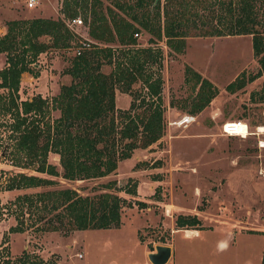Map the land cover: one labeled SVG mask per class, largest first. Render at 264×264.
<instances>
[{
	"label": "trees",
	"instance_id": "obj_1",
	"mask_svg": "<svg viewBox=\"0 0 264 264\" xmlns=\"http://www.w3.org/2000/svg\"><path fill=\"white\" fill-rule=\"evenodd\" d=\"M160 1H115L119 13L107 9L105 14L100 0H61L62 18L35 16L5 22V32L0 35V53L4 55L0 68V127L6 132L2 146L8 149L9 164L21 170H0V192L41 190L0 201V221L6 217L14 220L0 238V264H49L26 250L12 257L7 248L11 233L28 228L64 234L118 228L123 207H146L144 202H131L105 191L115 189L134 196L136 182L131 178L120 186L108 181L102 185L103 191L92 196L80 195L72 188L53 187L57 176L66 180L105 176L115 169L117 160L129 158L134 149L148 147L163 134L162 78L150 69L153 64L159 65L161 50L155 44L138 46L134 23L156 40L164 39L165 46L178 54L183 52L187 36L249 34L257 68L252 73L241 72L227 83L225 90L230 93L264 72V0ZM76 8L84 12L86 33L96 43L78 53L73 49L82 39L64 23L77 16ZM49 48L73 50L62 71L70 80L60 84L58 92L50 97L35 94L20 99V75L27 72L38 76L37 56ZM103 65L109 66L107 72L101 69ZM136 82L140 84L138 89L132 87ZM183 83L194 91L185 110L189 115L200 112L217 93L210 81L188 65L183 67ZM115 89L132 100L129 111L118 116ZM259 98L264 101V86ZM140 107V111H134ZM52 111H58V116L51 117ZM251 122L250 126L259 123ZM48 153L58 156L60 173L47 161ZM156 179L158 176H154ZM157 191L153 196L159 199ZM173 224L174 229L203 228L195 214H178ZM260 264H264V250Z\"/></svg>",
	"mask_w": 264,
	"mask_h": 264
},
{
	"label": "rangeland",
	"instance_id": "obj_2",
	"mask_svg": "<svg viewBox=\"0 0 264 264\" xmlns=\"http://www.w3.org/2000/svg\"><path fill=\"white\" fill-rule=\"evenodd\" d=\"M25 1L0 0V35L5 32V22L11 19L63 17L59 11L61 0H37L30 8ZM100 1L105 14L107 9L119 13L115 1L132 2ZM76 12L81 24L75 31L88 39L84 12L79 8ZM134 25L138 28L134 36L138 46L155 44L161 50L159 65L153 64L150 69L162 78L163 134L148 147L134 149L129 158L117 160L115 169L105 176L76 180L57 176L53 178L57 181L53 187L72 188L80 195L92 196L103 191L102 185L108 181L120 186L131 178L136 182L134 196L115 189L105 191L131 202H144L146 207H123L118 228L74 230L66 234L28 228L11 233L7 240L10 255L15 257L26 250L49 264H143L142 244L151 249L154 244H171L175 249L174 264H260L264 250V147H257L255 137L223 135L220 130L223 121L239 119L248 125L251 121H264V101L259 98L264 72L232 93L225 90V85L241 72L252 73L257 68L251 36L191 35L185 37L184 50L178 54L165 46L164 39L156 40ZM152 39L154 43H150ZM73 50L49 48L40 53L36 59L38 76L26 72L20 76V99L35 94L50 97L58 92L60 84L68 83L70 77L62 71ZM3 61L4 55L0 53V68ZM185 65L217 89L211 101L194 115L185 112L194 94L183 83ZM101 69L107 72L109 66L103 65ZM139 85L136 82L132 87L138 89ZM131 102L130 95L114 90L115 115L129 111ZM57 116L58 111L51 112V117ZM187 116L192 120L182 124ZM4 131L0 127V170L19 171L9 164L8 149L5 151L2 146ZM47 161L61 172L56 154L48 153ZM155 163L159 166H153ZM22 171L32 173L29 169ZM154 176L158 179L153 180ZM39 189L0 192V201ZM156 189L159 199L153 196ZM178 214H195L203 228L175 230L173 220ZM12 224V217L0 221V238ZM225 240L227 249L219 251L218 243ZM77 253L81 258H77ZM163 264H172L171 259Z\"/></svg>",
	"mask_w": 264,
	"mask_h": 264
},
{
	"label": "built area",
	"instance_id": "obj_3",
	"mask_svg": "<svg viewBox=\"0 0 264 264\" xmlns=\"http://www.w3.org/2000/svg\"><path fill=\"white\" fill-rule=\"evenodd\" d=\"M25 4L27 8L34 7V5L37 4V0H26ZM64 23L69 30L75 32L82 39L80 45L74 49L75 53H78L83 48H88L90 43L96 44L95 42L82 37L75 31V27L81 24V19L79 17L76 16L72 19H66L64 20ZM134 36H136V33L134 34ZM249 126L250 125H248V123L236 119L223 121L220 125V130L223 135H235L242 138H245L247 136L255 137L257 147H264V139L262 137L264 135V121L251 126L252 128H250ZM77 258H81L80 253H77Z\"/></svg>",
	"mask_w": 264,
	"mask_h": 264
},
{
	"label": "water",
	"instance_id": "obj_4",
	"mask_svg": "<svg viewBox=\"0 0 264 264\" xmlns=\"http://www.w3.org/2000/svg\"><path fill=\"white\" fill-rule=\"evenodd\" d=\"M170 254L168 245L157 244L154 246V251L147 253V259L151 264H163Z\"/></svg>",
	"mask_w": 264,
	"mask_h": 264
},
{
	"label": "crops",
	"instance_id": "obj_5",
	"mask_svg": "<svg viewBox=\"0 0 264 264\" xmlns=\"http://www.w3.org/2000/svg\"><path fill=\"white\" fill-rule=\"evenodd\" d=\"M42 17H48V16H42ZM2 35V34H1ZM82 37H84V36H82ZM88 39H89V37H88ZM3 65V64H2ZM24 73V72H23ZM22 73V74H23ZM27 73V72H26ZM21 76V75H20ZM42 97H44V95H41ZM52 96V95H51ZM28 98H30V96L28 97ZM176 230V229H175ZM178 230H183V229H178ZM77 231V230H76ZM173 231V230H172ZM155 245H157V244H154V245H152V249H149V247H147L145 244H142V252H143V264H151L150 262H149V260L147 259V253H149V252H153L154 251V246ZM161 245H163V244H161ZM168 246L170 247V254H169V257L167 258V260L166 261H170V259H171V262H172V264H174V261H173V256L172 255H174V252H175V249H174V247L171 245V244H168ZM165 261V262H166ZM164 262V263H165ZM111 263V262H110Z\"/></svg>",
	"mask_w": 264,
	"mask_h": 264
},
{
	"label": "clouds",
	"instance_id": "obj_6",
	"mask_svg": "<svg viewBox=\"0 0 264 264\" xmlns=\"http://www.w3.org/2000/svg\"><path fill=\"white\" fill-rule=\"evenodd\" d=\"M217 247H218V250L219 251H224V250H226L227 249V247H228V241H221V242H219L218 243V245H217Z\"/></svg>",
	"mask_w": 264,
	"mask_h": 264
},
{
	"label": "bare ground",
	"instance_id": "obj_7",
	"mask_svg": "<svg viewBox=\"0 0 264 264\" xmlns=\"http://www.w3.org/2000/svg\"><path fill=\"white\" fill-rule=\"evenodd\" d=\"M190 120H192V118L184 117L181 123L182 124L185 123V122H188L189 123Z\"/></svg>",
	"mask_w": 264,
	"mask_h": 264
}]
</instances>
